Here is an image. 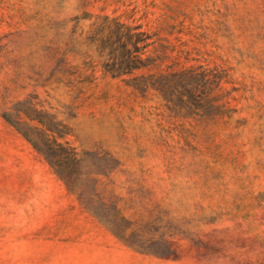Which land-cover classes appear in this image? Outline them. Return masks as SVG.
I'll return each mask as SVG.
<instances>
[{
	"label": "rangeland",
	"instance_id": "rangeland-1",
	"mask_svg": "<svg viewBox=\"0 0 264 264\" xmlns=\"http://www.w3.org/2000/svg\"><path fill=\"white\" fill-rule=\"evenodd\" d=\"M0 264H264V0H0Z\"/></svg>",
	"mask_w": 264,
	"mask_h": 264
},
{
	"label": "trees",
	"instance_id": "trees-1",
	"mask_svg": "<svg viewBox=\"0 0 264 264\" xmlns=\"http://www.w3.org/2000/svg\"><path fill=\"white\" fill-rule=\"evenodd\" d=\"M45 154V157L48 159L50 164L55 168L56 172L65 179L66 175L64 171L61 169V164L58 158H56V154L54 152L42 151Z\"/></svg>",
	"mask_w": 264,
	"mask_h": 264
}]
</instances>
